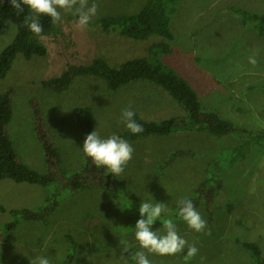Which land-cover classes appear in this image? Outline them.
<instances>
[{
  "label": "rangeland",
  "instance_id": "rangeland-1",
  "mask_svg": "<svg viewBox=\"0 0 264 264\" xmlns=\"http://www.w3.org/2000/svg\"><path fill=\"white\" fill-rule=\"evenodd\" d=\"M146 1L92 0L89 4L96 3L98 12L83 29L76 27V16L61 10L60 32L44 38L47 55L26 59L19 54L0 79V93L12 88L8 133L29 166L42 173L50 171L36 131L35 102L63 165L70 170L85 163L75 106L94 108V130L102 138L126 129L120 120L126 107L148 120L185 114L168 92L150 81L115 91L102 78L89 75L77 76L62 92L41 84L69 65L87 63L93 57L119 66L129 58L146 55L147 47L159 38H129L105 32L99 24L105 15L135 12ZM236 8L264 13V0H179L171 17L176 36L171 43L173 53L163 58L195 87L206 109H214L239 126L264 131V36L251 23L245 25ZM16 32L12 25L7 34H0V52ZM254 53L257 63L253 66L248 57ZM245 139L249 137L189 130L126 139L134 152L120 178L141 202L168 205V212L155 221L152 230L163 232L162 220L172 218L179 235L199 249L188 264H256L243 242H257L264 256V142L259 146ZM176 150H190L193 155L167 160ZM217 183L221 188L207 208L201 193L207 194ZM60 185L61 203L48 224L21 220L15 228L7 227L15 218L10 210H39L55 194L53 187ZM196 196L201 200L196 210L207 221L204 232H195L177 216V201ZM138 210L124 208L103 188L71 191L60 176L47 187L0 179V264L30 263L41 256L51 264H63L70 248L67 234L78 243L73 264H134V254L142 250L134 236ZM120 239L127 242L128 252L122 251ZM186 252L187 248L174 256L148 254V258L152 264H185Z\"/></svg>",
  "mask_w": 264,
  "mask_h": 264
},
{
  "label": "trees",
  "instance_id": "trees-1",
  "mask_svg": "<svg viewBox=\"0 0 264 264\" xmlns=\"http://www.w3.org/2000/svg\"><path fill=\"white\" fill-rule=\"evenodd\" d=\"M178 1L147 0L135 12H117L101 17L99 24L105 32H115L138 40H148L151 37L159 38L147 47L146 55L129 58L119 66L111 65L103 57H93L87 63L69 65L60 75L43 80L41 84L56 92H62L71 86L77 76L89 75L102 78L106 81L108 88L115 91L131 83L150 81L168 92L182 106L185 114L170 116L162 120H148L141 117L136 110H133L135 120L143 125L144 131L133 134L125 129L119 134L123 139L136 140L150 135L167 136L174 132L189 130L207 131L216 136L229 134L236 137L248 136L249 139L244 141H250V143L254 141L257 142L254 145H263V130H253L245 126H239L230 119L222 117L214 109H206L195 87L164 60L163 57L173 53L171 43L176 36L172 30L171 17L177 10ZM235 11L243 17L245 25L251 23L254 31L264 36V13H254L243 8H236ZM27 15H31L27 7H25L23 13L17 14L16 9L11 6L10 0H0V34H7L12 25L17 27L12 42L0 52V79L6 77L19 54H22L26 59H33L35 56H46L48 47L44 42V38L54 37L60 32L58 25H52L49 17L41 16L39 19L43 31L40 36L34 35L24 23V18ZM74 112L84 141L86 135L94 131V108L91 105H78L75 106ZM12 116L13 99L12 88H10L0 93V179L8 178L19 183L25 182L47 187L56 183L58 176H60V179H66V186L71 191L92 187L103 188L110 192L124 208L129 210H133L135 207L139 208L140 203H142L141 199L130 193L120 176L112 175L105 167H97L91 158L85 154V163L81 168L70 170L63 165L61 152L49 133L43 120L42 109L37 102L34 103V116L37 122L36 131L43 145L50 171L42 173L29 166L17 153L14 142L8 133ZM183 155H193V152L190 150H176L169 155L167 160ZM165 164L166 162L162 163V168L166 166ZM57 188H62V186L53 187L55 194L49 197L46 200V205L39 210H10L15 218L8 222L7 227L9 229L15 228L21 220L41 221L48 224L49 217L61 203L59 198L60 189ZM220 188L221 184L217 183L205 195L201 193V188L198 189L205 199L207 208L211 206L216 192ZM189 199L192 200L195 208L200 205L201 200L197 196ZM1 208L5 209L4 207ZM66 238L69 241L70 248L63 264H73L78 243L71 234H67ZM243 246L250 252L256 264H264V256L257 242H243ZM130 252L133 253V250Z\"/></svg>",
  "mask_w": 264,
  "mask_h": 264
},
{
  "label": "clouds",
  "instance_id": "clouds-1",
  "mask_svg": "<svg viewBox=\"0 0 264 264\" xmlns=\"http://www.w3.org/2000/svg\"><path fill=\"white\" fill-rule=\"evenodd\" d=\"M10 4L16 9L17 14L23 13L25 7L30 10L31 15L25 16L24 23L36 36H40L43 31L39 19L41 16L49 17L52 25H58L62 22L61 10L70 12L77 17L76 27L83 29L89 25L98 12V5L96 3L89 4V0H10ZM248 62L253 66L257 63L255 53L248 57ZM134 117L135 112L130 107L121 110L120 120L126 129L133 134L143 132V125L137 123ZM82 149L83 153L90 157L97 167H105L109 173L115 176H120L123 173L134 152L133 146L119 135L113 133L107 138H102L95 130L86 135ZM177 208V216L190 229L195 232L205 231L207 221L196 210L191 199L178 200ZM138 211L140 218L135 223L134 236L142 250L134 254V264H152L148 254L174 256L184 252L185 248H187V252L183 259L185 264H188V261L198 254L199 249L195 244L188 243L179 235L176 223L172 218L162 220L163 232L152 230L155 221L160 220L162 215L168 212L167 204L142 202ZM208 234H210V230ZM120 244L123 246L122 251L128 252L127 242L120 239ZM200 259L203 262L205 258L201 257ZM30 264H51V261L48 257L41 256L30 261Z\"/></svg>",
  "mask_w": 264,
  "mask_h": 264
}]
</instances>
